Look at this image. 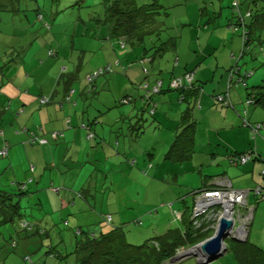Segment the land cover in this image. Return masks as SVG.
Masks as SVG:
<instances>
[{
	"label": "crops",
	"instance_id": "1",
	"mask_svg": "<svg viewBox=\"0 0 264 264\" xmlns=\"http://www.w3.org/2000/svg\"><path fill=\"white\" fill-rule=\"evenodd\" d=\"M27 1L5 0L6 7L0 4V25H3V28H0V150L7 149V155L0 158V189L11 187L14 183H27L28 187L43 192V195H39L41 206L49 207L50 212H52L51 207L55 206L60 213L59 218L68 219L73 208L79 209L81 206L88 211L75 195V191H85L88 197L97 196L100 177L93 173L98 171V165L102 166L103 173L107 170L120 173L124 166H128V162L133 160L136 165L135 170L148 168L147 165H150L148 175L156 181H162L163 191L162 187L158 191L160 193L165 191L167 194H174L177 189L169 188L171 181L174 186L175 182L181 184V187L185 186L182 188L184 191L186 187L199 186L207 177L218 175H224L232 180V185L236 189L249 190L259 182L260 165L235 167L228 160L234 151H246L250 148H255L264 158V142L261 137L251 138L249 130L241 125L238 116L245 95L241 88L233 87L229 92L234 109L214 108L205 96L201 97V110L191 112L190 122L195 124L192 143L186 141L184 136L179 138L181 141L179 149L186 147V152L184 160L177 163L171 157L169 159L167 154L174 142V135L178 134L177 124L184 110L181 107L184 103L181 104L179 101V93L177 91L160 93L155 98L159 104L152 116L146 115L144 111L136 114L135 109L138 107L136 103L131 109L119 105L117 100L121 95L132 90L122 80L115 85L116 88L114 87L116 94L112 93L111 88L110 94L106 96L99 94V99L106 98L105 103L93 110H90L93 100H89L86 92L82 91V88H87L86 84H81L79 89L75 85L72 87L74 92L71 101L75 100V105L67 102L66 88L62 86L59 78L61 73L74 72L76 65H67L65 58H73V53H77L76 46L72 44L71 50H66L67 29L58 28L55 24V27L52 26L49 30L44 28L37 22L36 15L29 12L31 5L35 6V2L29 5ZM36 1L38 6L47 11L46 13L53 10L54 0ZM213 2L214 0L201 1L204 5L207 3L214 6ZM218 4V14L221 18L223 16L221 3ZM97 13L102 16L99 10ZM69 16L77 18L76 21ZM69 16L65 18L74 22L76 27L85 21L81 14H69ZM49 17L52 21L55 20ZM100 17H97V23L93 26L96 31L95 36H98L100 43L92 38L78 37L77 43L83 42V47L77 50L82 54L85 53L84 58L86 52H89V44H92L95 48L91 52H96L97 56L102 55L103 64L119 60L117 70L125 68L129 79L132 77L140 79L142 67L140 62L147 63L145 65L149 70L147 75L149 85H153L157 80L162 81L164 87L171 78L169 71L171 75H180L186 69L197 65L202 79L209 80L210 84L221 91L226 89L228 81L226 70L236 64L237 61H234L233 56H238L241 49V41L233 32L221 30L219 33L221 44H218L219 41L213 42V35H216L217 31H207L211 27L208 24L202 26L203 19H201L196 36L189 37L187 44L185 42L184 54L182 53L183 33L178 34V39L174 40L175 45L169 46L166 55L177 53V58L172 61L169 55L167 59L165 53L160 56L146 47L137 51L131 50L123 44V39L114 37L110 30L100 25ZM205 19L208 23L211 19L210 15L207 14ZM227 26H230L229 23ZM201 34L206 38L200 39L203 38ZM231 36L233 38H230ZM171 38H176V35ZM107 42L110 44L106 45ZM192 43L196 44V47L191 46ZM116 44L119 45V52ZM219 48H222L223 52ZM51 49L57 54L55 58H48L46 55ZM127 54H136V57L130 59ZM163 59L170 60L173 65L162 68L155 63L162 62ZM156 66L159 72L154 71ZM238 68L243 71H253L248 84L259 85L264 82V70L259 68L258 63L246 59L238 63ZM89 72L87 71L85 76ZM101 83L102 81L97 79L94 84L99 87ZM207 86L205 90L208 92L212 88L210 85ZM140 94L139 91L132 92L134 96ZM41 95L49 97L51 103L40 106L38 98ZM258 106H255L254 112L248 111L247 120L250 123L264 121V111ZM209 110H213L214 114L207 115ZM133 117L141 119L149 117L152 122L147 123L146 120L145 123L134 124ZM81 123L90 125L91 131L95 134L94 140H87L86 133L79 128ZM137 128L140 131L138 138L135 136ZM52 132L61 133L62 136L52 140L50 137ZM30 136L36 139L33 145L27 142ZM65 162L68 163L66 166ZM108 162L114 167L106 168ZM176 165L180 168L176 169ZM122 179L121 176L111 175V181L115 186H120L117 184L118 181H125V178ZM124 181L121 187L124 188L125 193L120 194L115 203L121 206L120 210L137 203L143 197L140 194L142 187L145 188V194L148 193V185H143L145 180H141L139 187L134 186L133 189L130 187L133 185L130 176H128V185L123 186ZM87 184L88 188H86ZM48 187L58 188L60 191L54 193ZM99 194L102 195L101 192ZM31 212L34 213L35 209H31ZM254 220L257 225L253 226L255 229L253 237L260 242L264 235V206L257 210ZM74 222L81 223L79 219ZM3 244V238L0 237V264H6L5 261L2 262L3 257L6 260L13 256L5 257ZM248 249L243 244L235 245L231 249L232 254L224 255L218 263L264 264L263 255L252 257ZM12 260L16 261V258L13 257Z\"/></svg>",
	"mask_w": 264,
	"mask_h": 264
},
{
	"label": "trees",
	"instance_id": "2",
	"mask_svg": "<svg viewBox=\"0 0 264 264\" xmlns=\"http://www.w3.org/2000/svg\"><path fill=\"white\" fill-rule=\"evenodd\" d=\"M33 1L35 2L34 10L36 20L41 23L44 28L49 30L50 27L55 24L56 26L58 25V28L63 26L68 31L69 25H73L75 33L72 36H77L76 32L79 27H76L74 22L65 18L69 15H65L64 13L67 11L66 4L62 2V4H56L54 0L52 1L54 4L53 10L46 13L47 11L45 9H42L36 4V0H28L27 2L32 3ZM92 2L95 3V1ZM0 4L5 7L7 6L5 0H0ZM100 4L102 5V7H100V13H102V15L104 14L102 24L100 25L110 30L114 37L123 39V44L131 48V50L143 49L146 47L155 51V53L160 56L165 53L168 59V55H166V53H168V46L173 45L174 40L178 39L179 35H176V38H169V40L166 41L163 40L165 28H162V25H155L156 19H153V14H158V11L157 8L154 9L153 4L137 6L135 0H101ZM229 4L233 12L232 14L236 16V21L229 20V25L233 31H236L235 29H240L241 32L238 37L241 41V49L238 56H233L234 61H237L236 64L226 70L228 77L226 89L221 91L215 85L210 84L209 80L202 79L198 72L199 67H197V65L186 69V71L180 75H171V71H169V77L171 78L166 87H164L162 81L157 80L153 85H149L147 81L149 70L145 65L147 63H139L140 66H142L140 69V79L133 77L129 79L126 70H124L125 68L122 69L120 67V71L117 70L119 69V60H116V62L106 64V68H100L86 74L85 84L87 88H82L83 93L86 92V96L89 97V100L99 99L97 95V89L99 87L104 90L106 95L111 93L109 91L110 88L112 89V93L116 94L114 87L122 80L127 83L132 90L130 93L125 92L121 95L117 100L119 105L127 106L131 109L133 108V104L136 103L138 106L135 109L136 114H140L141 111H144L146 115L152 116L159 104L155 98L165 91H177L179 93V101L181 104L184 103V105L181 106L184 110L177 124V129H179L178 134L176 136L174 135V142L167 155L169 159L171 157L173 161L178 163L184 160L186 152V147L179 149L181 142L179 138L181 139V137L184 136V138L186 137V141L192 143L195 124L190 122L191 112L193 110H201V97L205 96L213 104L214 108L227 107L234 109L229 92L233 87H239L245 94L241 103V110L238 113L241 125L249 130L251 138L254 139V137L260 136L264 142V134H262L264 133V121L250 123L247 120L248 111L254 112L256 110L255 106L259 105L258 107H261L264 111V82L259 85L248 84V79L252 77L253 71H243L238 68V63L246 59L248 60V56H250L251 62L256 60L255 57L257 58L258 56L264 62V0H229ZM222 5L223 3H221V13H223ZM155 6H158V4H155ZM49 16L55 20L52 21ZM52 22L54 23L52 24ZM1 25L0 28H3V25ZM66 48L69 49L67 46ZM46 55L48 58H55L57 56L54 49L48 50ZM171 55H173L174 59L177 58V53L170 54L169 59ZM167 59L163 60L167 62ZM174 59L172 61H174ZM212 59L214 58L212 57ZM65 62H69V66L75 65L74 54L72 59L66 57ZM171 65H173V63H171ZM101 76L103 77L99 80L102 81V83L101 86L98 87L94 83L98 77ZM77 77L74 68L73 73H71V71L65 74L61 73L59 78L62 86L66 88V101L73 103V105H75L76 102L75 100L71 101V96L74 92V88L72 87L76 84ZM207 85H210L212 88L208 92L205 90L206 87L208 88ZM79 91H81V89ZM135 91H139L141 94L138 96L132 95V92ZM38 99L40 106H46L51 103V99L47 96L41 95ZM213 112V110H209L207 111V115L214 114ZM148 118L141 119L133 117L132 119L134 120V124L145 123L146 120H148L147 123H151L152 121ZM79 128L86 133L88 141L94 140L95 134L91 131L90 125L81 123ZM139 133L140 131L137 128L135 133L137 138L140 136ZM164 133L166 134V132ZM61 136V133H50L52 140H57ZM35 140V138L30 136L27 142L33 145ZM6 155V148L0 150V158ZM228 160L229 163L235 167H246L253 164L260 165L258 171L259 182L252 188H249V190H242L234 188L231 182L232 180L224 175H218L212 178L207 177V180L205 179L202 181L199 186L186 187V191L183 195H176L170 198V204L162 211L156 208L151 210L150 208L146 211L149 212L150 216H148L146 212L139 213L138 206H135L136 213L130 215L132 208L126 206L123 210L117 208L108 211L104 210L105 213L101 214L100 217L97 216L95 210H93L94 219L90 222L88 221V215L86 218L82 216L83 212L87 213L89 210H81L78 213V209L73 208L70 216H68V219H70L69 221L68 219L59 218L58 214L60 215V213L57 207H51L52 212H50L48 211L49 207L45 208L43 205L41 206L39 195H43V192L40 189L28 187L27 183H14L11 187L2 188L0 189V237L3 238L4 246L2 249L5 251V257L13 255L6 260L3 257L4 260L2 262L5 261V263H8L10 261L11 264H15V262H13L14 260H12L14 257L16 258V264H21V258L26 264H30L31 257L26 255L25 240L35 236L40 237V247L45 246V239H48L50 244L47 243V248H49V250L46 253L49 257H56L58 259L61 254L51 245L52 232L48 229H52L54 233L58 234L56 227H63L69 229L71 233H74L76 240L73 251L69 254L73 256L74 263L76 264H199L196 257L190 254L186 255L185 253V256L179 258H176V256L185 251L194 249L197 245L212 237L215 232L218 215L221 213V205H213L204 213L195 214L196 201L199 196L204 194V192L225 191L241 192L244 195L243 203L239 206L236 205L235 209H237V215L240 214L243 218L250 217L249 220L245 222L246 235L242 242L236 241L237 239H235L234 236L225 240L223 242L225 248L223 255L207 264H219V259H223L226 254H232L233 251H231V249L233 246L240 244L249 248L248 252L252 257L257 255L259 257L263 255L264 257V235H262L263 237L260 239V242L253 237L255 233L253 226L255 227L257 225L256 220H254L256 212L264 206V158L255 148H250L246 151H234L230 154ZM67 164L66 162L64 163L65 166ZM128 164L130 166H124L122 172L119 171L120 173H112L107 169V172L103 173L99 168L97 172L93 173V175L97 176V173L99 171L101 172L99 190L104 198L107 197L106 204L105 200L102 201L103 206L115 205L120 194L123 192L125 193L121 184L124 178L125 183L123 186L129 184L128 170L136 177H134L137 182L135 184L136 188L139 187V182H141V180H145L143 181V185L152 186L155 184V178L148 175L149 169L151 168L150 165H147L149 169L139 168L135 170L134 168L136 165H134V160L131 162L129 161ZM62 165L63 164H61V166ZM127 167H132V170L127 169ZM176 167V169L180 168L178 165H176ZM112 174L123 178V181L117 182V184H120L119 187L117 186L118 190L115 185V187L113 186L114 183L111 181ZM220 181L225 182V185L218 184ZM170 183L172 184V182ZM175 184L177 183L175 182ZM86 186V188H88V184ZM132 186H134V184ZM179 186L181 187V185ZM161 187L163 191V185ZM183 187L185 186H182V188ZM48 189L52 190L54 193L60 191L58 188L53 187H48ZM112 190L117 192H113ZM74 193L80 200L81 198L88 197L85 191H75ZM161 194L163 193L161 192ZM90 197L93 199L94 203H96V197ZM141 198H143L146 204H151L152 202V199L146 197V195H143ZM86 202L88 201L86 200ZM33 205L34 207L31 208ZM27 206H29L30 211L24 213L23 210L27 209ZM31 209H35V212L32 213ZM109 211L114 212L112 213ZM36 213H38V215ZM77 214H81L80 217H78ZM126 215L130 216L122 219V217ZM165 216L166 221L162 224ZM118 218L119 220H117ZM78 219L81 222L80 224L74 222ZM41 222L42 224H40ZM136 228H140L141 230L137 231ZM19 246L22 247L23 253L17 251ZM61 259L63 260V258ZM51 262L52 264H56L55 260Z\"/></svg>",
	"mask_w": 264,
	"mask_h": 264
},
{
	"label": "rangeland",
	"instance_id": "3",
	"mask_svg": "<svg viewBox=\"0 0 264 264\" xmlns=\"http://www.w3.org/2000/svg\"><path fill=\"white\" fill-rule=\"evenodd\" d=\"M51 2V0H49ZM92 1H95V3H93ZM202 0H135V3L137 6H142L144 4L147 5H151L153 4L154 9L157 8L158 14H153V19L156 21L157 26L162 25V28H165L164 33H163V40H169V38H171L172 36L178 35L179 33H183L184 35V41H183V45H182V53H185V42L187 44V39L189 37L192 36H196V30L199 29V22L201 19L202 23L201 25L204 26L205 24L209 25L211 28L207 29L208 30H215L217 32L216 35H213V42H218V44H221L220 38L221 36H219V33H221V30L223 31H231L234 33L235 36H237V38H239V34H240V29H235L236 31H233L230 26H227V23H229V20L231 21H236V16H234L232 13V10L230 9V4H229V0H214V6L212 4H202L201 3ZM204 2H207L208 0H203ZM56 4H66L67 5V11H65V15L70 14V15H80L83 17V20H85L84 23H79V29L77 30V36L73 37L72 35L75 33V29L73 25H69L68 27V31H67V38H66V46L69 49L66 50H70V47L72 46V44H74L75 47V51L77 53H73L74 54V63L76 65V74H77V82H76V87H80V85H84L85 84V73L87 71L93 72L95 70H98L100 68H106V64H103L104 59L102 57V55L97 56L96 52H91L95 47L92 44H89V52H86V57L84 58L85 53H79V49H81V47H83V42L77 43L78 37H88L89 39H94V41L100 43L101 41H99L97 38L98 36H95V30L93 29V26L96 25L97 23V17L99 16V13H97V10H101L100 7H102V5L100 4L101 0H55L54 1ZM62 2V3H61ZM219 2L223 3L222 5V11H223V16L220 18L218 12H219ZM29 5H31V2ZM100 4V5H99ZM155 4H158V6H155ZM35 6L30 7L29 12H32L35 15ZM90 11V12H89ZM202 14V16H201ZM209 14L211 19L208 20V23H206V15ZM69 16V15H67ZM71 17V16H69ZM104 14L101 16L100 18V24H102V20H103ZM90 18V19H89ZM93 18V19H92ZM71 19L73 21H76L77 18L75 17H71ZM211 20V22H210ZM217 26H214L216 25ZM60 28H64L63 26H60ZM65 29V28H64ZM205 30H206V26H205ZM83 32H85V35L83 36ZM93 34V36H92ZM251 36V35H250ZM200 39H204L206 38V36H203L201 34ZM230 38H233L232 36ZM110 43L107 42L106 45H109ZM189 44H191V41H189ZM158 45V44H157ZM119 45L116 44V48H117V52L120 51ZM191 46H195L196 44L192 43ZM169 47V46H168ZM187 47H189L187 45ZM159 48V46H158ZM78 49V50H77ZM129 49V48H127ZM157 49V46H156ZM138 49H136L135 51H137ZM219 50H222V48ZM150 51V49H149ZM168 51V50H167ZM166 51V52H167ZM128 57L130 59H133L134 57H136V54H127ZM169 55V54H167ZM79 57V59H78ZM84 58V59H83ZM83 59V60H82ZM173 56H171L170 60H173ZM249 62H251L250 60V56H248ZM169 60V61H170ZM82 61V63L80 62ZM132 61V60H129ZM167 61H158L155 62L157 65L161 66L162 68H167L171 63ZM113 62V61H112ZM254 63H258L259 64V68H262L264 70V62L263 60L258 56L256 58V60L252 61ZM67 65H70L69 62H66ZM81 63V64H80ZM111 63V62H109ZM153 65V64H152ZM146 68H148V66L146 65ZM258 68V69H259ZM154 71H158V66H156L154 68ZM92 74V73H91ZM106 76V75H105ZM98 77V79L102 78ZM99 94H101L102 96H106V93L104 92V90L99 87L97 89V95L99 96ZM105 99L106 98H101L100 99H92V105L90 106V110L95 109V107H98L100 105H102L103 103H105ZM87 106H88V102H87ZM111 162L106 163V168H111L114 167L110 164ZM94 165V164H93ZM98 168L101 169L102 166L98 165ZM132 167H127V169H131ZM102 170V169H101ZM132 170V169H131ZM128 175L130 176V181L134 184L137 183L136 179L134 178L135 176L130 173V170H128ZM98 177H101V172L99 171L97 173ZM158 182V183H157ZM172 182V181H171ZM155 184L150 186L148 185V193L145 194V188L142 187L140 194L142 195H146V197H150L152 199L151 204L149 203H145V201L143 200V198H140L138 200L137 203H134V206L132 204L128 205L132 208V210L130 211V215L135 214V206L139 207V213H145L146 211H148L150 208L151 210L153 209H158L159 211H162L163 209H165V207L167 205L170 204V198L176 196V195H183L185 193L184 190H182V187H178V185H181L179 183L175 184V186L173 184L168 185L169 188H177L174 191V194H167L165 191L163 194H161L158 190L159 187H161L162 182L160 181H156L154 182ZM170 183V182H169ZM98 184L100 185V179L98 181ZM113 184V183H112ZM114 186V184H113ZM134 186H132V188H134ZM115 187V186H114ZM117 189V186H116ZM118 190V189H117ZM97 196H96V203H94L93 199L91 197H86V198H81V200L83 201V203L85 204V206L88 208V212H83L82 216L84 218L87 217V215L89 216V220L88 221H92L94 219V215H93V210H95V213L97 216L100 217L101 214L105 213L104 210H113V209H119L121 208V206L118 205H110V206H103L102 201L105 200V204L107 201V197L104 198L102 195L99 194L100 190L97 189ZM113 192H117L115 190H112ZM157 191V192H156ZM113 199V198H110ZM86 200L88 202H86ZM95 200V199H94ZM142 202V203H141ZM33 204V203H32ZM34 207V205H33ZM95 207V209H94ZM143 207V209H142ZM82 207L79 206L78 209V213L79 211L83 210L85 211V209H81ZM28 209V210H27ZM27 209L23 210L24 213H27V211H30L29 206H27ZM142 209V211L140 212V210ZM116 211V210H114ZM114 211H109V212H114ZM138 213V214H139ZM31 214V213H29ZM38 215V213H36ZM146 214L149 215V212H146ZM32 215V214H31ZM78 217H80L81 214H77ZM130 215H126L123 218H128ZM226 214H224V212L222 214L219 215V217H221L222 219L226 220L225 218L229 217V216H225ZM59 216V214H58ZM166 221V216L164 218V221L162 222V224H164ZM240 219L236 222L240 223L239 226L240 228H246L245 227V220L242 219V221H240ZM232 224L234 221H230ZM98 228V226H97ZM49 231L52 232V240H51V245H53L56 249L57 252L59 254H61L60 257H58V259L49 257L48 254L46 253L49 248H47V243L50 244V241L48 239H45V246L40 247L39 244V236H35L32 238H28L26 239V247L25 249L27 250L26 255L31 257V263L30 264H52V260L56 261V264H76L74 263V258L72 255H70L73 251L74 248V244H75V236L74 233H71V231L69 229L63 228V227H56V230L58 232V234L54 233L52 229H48ZM47 230V231H48ZM98 230V229H95ZM137 231L141 230L140 228H136ZM228 233H230V230H228ZM235 237V239H237L236 241L242 242L245 238L243 237V233L242 231L237 233L236 235H233ZM232 236H230L229 234H226V236L223 238V242L225 240H227L228 238H230ZM136 241V240H134ZM264 247V245H263ZM54 248V249H55ZM17 251H20L21 253H23V249L21 246H19L17 248ZM191 251V250H190ZM189 251V252H190ZM70 253V254H69ZM188 254V251H185L179 255L176 256V258L179 257H183V255ZM198 263L199 264H207L209 262H207V260H202L200 258V256L196 255L195 256ZM63 258V260L61 259ZM16 262V261H14ZM21 264H26L22 258H21ZM6 264H11L10 261ZM16 264V263H15ZM29 264V263H28ZM188 264V263H185Z\"/></svg>",
	"mask_w": 264,
	"mask_h": 264
},
{
	"label": "built area",
	"instance_id": "4",
	"mask_svg": "<svg viewBox=\"0 0 264 264\" xmlns=\"http://www.w3.org/2000/svg\"><path fill=\"white\" fill-rule=\"evenodd\" d=\"M225 182L220 181L218 184L220 185H225ZM243 198L244 195L241 192H236V191H225V192H204V194H202L201 196H199V198L196 201V208H195V214H202L204 213L209 207L213 206V205H217L220 204L221 205V213L222 214L224 212V214H226L225 216H229L227 218H225L227 221H234L230 230V233H228L227 230V234H229L230 236L236 235L237 233L241 232L243 233V237H245L246 235V228H240L239 224L237 223L236 220L238 221L240 219V221H242V219L245 220L247 222L249 220L250 217H241L240 214L237 215V209H235V206H239L243 203ZM251 213V212H248ZM222 219L221 217H219L218 215V219H217V224H216V228L218 225V221ZM239 221V222H240ZM215 228V230H216ZM224 245V243H223Z\"/></svg>",
	"mask_w": 264,
	"mask_h": 264
},
{
	"label": "water",
	"instance_id": "5",
	"mask_svg": "<svg viewBox=\"0 0 264 264\" xmlns=\"http://www.w3.org/2000/svg\"><path fill=\"white\" fill-rule=\"evenodd\" d=\"M231 226L232 223L230 221L220 219L213 236L197 245L190 252L188 251V254L191 256L199 255L202 260H207V262L221 257L225 251L223 238L226 236V232Z\"/></svg>",
	"mask_w": 264,
	"mask_h": 264
}]
</instances>
